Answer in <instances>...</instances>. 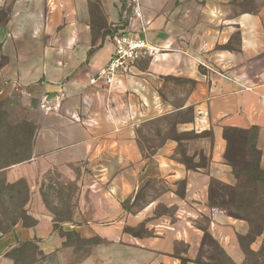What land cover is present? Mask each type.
<instances>
[{
	"label": "crops",
	"instance_id": "1",
	"mask_svg": "<svg viewBox=\"0 0 264 264\" xmlns=\"http://www.w3.org/2000/svg\"><path fill=\"white\" fill-rule=\"evenodd\" d=\"M139 4L128 24L125 0H0V103L26 125L9 128L29 132L26 160L0 159L1 184L25 182L29 196L21 217L0 222V264H19L25 244L30 264H205L204 230L233 264H264V227L247 239L248 221L209 202L213 181L264 173V7ZM123 24L151 52L118 87L91 86ZM59 87L60 113L43 114L40 97ZM230 130L246 133L238 175ZM63 208L72 216L58 220Z\"/></svg>",
	"mask_w": 264,
	"mask_h": 264
},
{
	"label": "rangeland",
	"instance_id": "2",
	"mask_svg": "<svg viewBox=\"0 0 264 264\" xmlns=\"http://www.w3.org/2000/svg\"><path fill=\"white\" fill-rule=\"evenodd\" d=\"M222 5L229 8L233 15L242 14L246 11H259L264 7V0H217ZM168 124H172V121H169ZM11 125H23L26 127L24 121L17 116L16 114L11 113V111L4 107L0 103V128L2 126L8 127L9 131H0V159H8L9 162H14L17 160H26L28 153V133L29 132H16L12 131L9 126ZM161 125V121L153 123L154 129H158ZM17 136H20L21 139L17 140ZM235 142V141H234ZM242 140L238 139L235 142L234 148L232 149L233 155H238L239 151L242 147ZM233 146V145H231ZM237 149V150H236ZM17 152H21L17 155ZM243 152V151H242ZM241 152V155H242ZM17 155V156H15ZM235 160L236 164L239 159ZM240 162L237 165L236 171L240 170ZM254 171L250 172V178H245L238 182V184L234 186H227L218 183H214L213 186V195L219 201V204L222 207L227 208V210L232 211V213L237 214L244 218L249 224L252 226V234L253 236L259 232V230L264 226V178L255 180L251 179L256 173ZM50 173V172H49ZM47 177L51 178L53 176ZM43 186L46 189H50V182H44ZM72 188V187H70ZM8 190L10 193H6ZM15 191H19L20 196L17 201V197L12 196L16 195ZM28 196V185L25 182H19L16 185H11L6 187L2 185L0 182V222L8 221L9 223L14 222L18 217L22 216L21 206L23 201H27ZM19 205V211H17V207ZM165 213H170V210L163 211ZM53 214L58 220H65L66 218H70L72 213L68 211L66 208L54 210ZM25 221L28 223V217L25 216ZM142 229H138L137 234L142 233ZM81 246V244H79ZM23 252L18 259L19 264H30L35 259V247L34 246H24ZM212 255H207V261L205 264L213 263V264H227V262L220 258L219 256H215L214 260L209 261ZM247 264H257V258H249Z\"/></svg>",
	"mask_w": 264,
	"mask_h": 264
},
{
	"label": "built area",
	"instance_id": "3",
	"mask_svg": "<svg viewBox=\"0 0 264 264\" xmlns=\"http://www.w3.org/2000/svg\"><path fill=\"white\" fill-rule=\"evenodd\" d=\"M125 1L133 8V13L127 20L128 24L134 19H141L139 0ZM144 25H149V22L145 21ZM141 31H143L142 28ZM111 42L112 55L108 63L89 78L91 86L103 83L107 87H118L120 79L130 75L131 70L143 55L146 52H151L147 41L143 37L129 32L124 24L114 27ZM64 99L62 88L59 87L55 93H45L40 97L39 109L45 115L58 114L62 109Z\"/></svg>",
	"mask_w": 264,
	"mask_h": 264
},
{
	"label": "trees",
	"instance_id": "4",
	"mask_svg": "<svg viewBox=\"0 0 264 264\" xmlns=\"http://www.w3.org/2000/svg\"><path fill=\"white\" fill-rule=\"evenodd\" d=\"M243 13H255V11H246V12H243ZM226 137H227V140L229 142V145H228V149H227V155H226V160L228 162V164L233 168V171L235 172L236 175H238V171H236L237 169V165L239 163V160L241 159V152L243 151V145H244V142L246 140V133L243 132V131H240V130H230L226 133ZM182 138H186V139H196L198 138L197 136L193 135V134H187V135H184L182 136ZM238 139H241L242 140V147H241V150L239 151V154L237 155H233L234 153L232 152V149L234 148V144L236 141H238ZM235 141V142H234ZM233 145V146H231ZM233 147V148H231ZM237 150V149H236ZM182 151V149H181ZM183 159V162L187 165V167H190V168H195L196 166H193L192 164L189 163L188 161V158H186L185 156L182 158ZM233 159H239L237 161V164L235 162V160ZM203 163L202 161L200 162V164ZM240 166V165H239ZM264 178V173H256L254 176L251 177V179H263ZM214 183H218L217 181H213L211 183V187H210V197H209V202L212 206H216V207H222L221 204H219V201L214 197L213 195V186H214ZM221 184V183H220ZM224 185V184H222ZM138 197V195H137ZM222 208H225V207H222ZM227 209V208H225ZM249 223V222H248ZM264 227V226H263ZM262 227V228H263ZM250 228H251V231H250V234L249 236L247 237V239H251L253 238L255 235L259 234L262 230V228L259 230L258 233H256L254 236L252 234V226L250 225ZM138 229L140 228H135V229H131V228H128V227H125L124 228V231L127 232V233H130V234H137V231ZM204 241H205V244L208 246L209 250L211 251V254L209 255H212L209 259L211 260H214V257L216 256H219L220 258H223L227 264H233L231 262V260H229V258H227L225 256V254L223 253V251L221 250V248L218 246V244L212 239V237L207 233L206 230H204ZM28 244H25L24 246H27ZM30 246V245H29ZM209 260V261H211ZM184 260L181 261V264H184ZM208 264H213V263H208Z\"/></svg>",
	"mask_w": 264,
	"mask_h": 264
}]
</instances>
